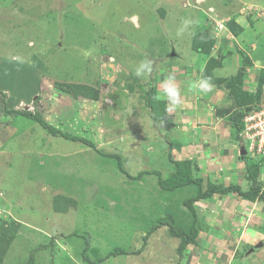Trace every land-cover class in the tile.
I'll list each match as a JSON object with an SVG mask.
<instances>
[{
    "label": "rangeland",
    "instance_id": "1",
    "mask_svg": "<svg viewBox=\"0 0 264 264\" xmlns=\"http://www.w3.org/2000/svg\"><path fill=\"white\" fill-rule=\"evenodd\" d=\"M204 1L0 0V264H28L52 239L35 264H87L85 239L97 261L118 247L139 250L146 235L144 259L120 255L101 264L181 263L171 251L176 243L159 251L156 240H169L158 229L192 213L184 201L198 186L175 187L179 170L168 155H180L184 134L172 138V125L152 118L148 93L171 68L190 77V62L200 65L195 37L215 24L207 7L238 8ZM1 92L10 110L31 112L96 149L26 116H5ZM156 170L169 192L157 175L133 178Z\"/></svg>",
    "mask_w": 264,
    "mask_h": 264
},
{
    "label": "crops",
    "instance_id": "2",
    "mask_svg": "<svg viewBox=\"0 0 264 264\" xmlns=\"http://www.w3.org/2000/svg\"><path fill=\"white\" fill-rule=\"evenodd\" d=\"M230 1L238 4V8L234 5L228 14L217 12L213 5L207 7L208 10H213L212 21L224 25V28L215 29L214 25H208L207 32L204 33L213 40L212 52L207 56L199 53L204 57L200 65L190 62L195 67L190 77L177 67L171 68L163 75L164 77L162 76L163 78L158 77L155 82L157 86L153 87L156 89L158 100L166 103L167 110L172 109L167 111V119L159 122L172 125L170 130L173 131L171 134H174L172 138L177 134H184L186 142V146L181 147V145L175 150L180 152V155L170 151L174 159L170 160L180 162L181 160L177 159L182 155L187 157L200 169L195 173L206 181V186L208 181L223 183L226 186L236 184L246 192L252 185L248 180L249 159L246 160L249 153L245 156L241 154L245 146L244 140L237 134L231 119L239 108L234 105V96L231 95L230 90L236 89L235 91L239 93L238 86H240L241 93L255 94L260 78L264 79V3L262 0ZM230 1L223 0L224 6L231 4L232 7ZM253 11L257 16L251 14ZM260 14L261 16H258ZM231 20H235V24L243 28L239 26L243 33L231 28L229 23ZM212 59L218 64L206 75L208 63ZM228 66L227 72L230 74L226 75L227 72L221 74L220 72L226 71ZM169 76L174 77L175 86L180 92L175 106L163 97V84ZM207 78L221 80L225 86L226 84L228 86L226 88L224 85L213 84L214 88L207 93L191 87L200 79ZM261 106H264V88L257 108ZM251 108L252 105L242 106L243 112H248L252 110ZM173 143L170 142L171 148L177 146ZM251 158L259 161V182L264 189V158ZM187 159L183 161H188ZM195 173L194 177L197 178ZM193 185L196 186L191 184ZM169 195L173 194L169 193ZM162 200L164 198H161ZM194 207L196 215L188 211L189 213L181 219L173 216L170 224L177 231L187 233H190L191 227L195 224L199 230L196 243L188 244L180 254L182 238L172 234L169 227L166 229L164 227L167 226H163L158 230L163 231L160 234L167 232L168 242L155 237V234H159L156 233L158 230L153 234V238L157 239L155 245L159 246V251L165 253L166 244L174 242L176 244L171 251L175 255L178 254L180 264H264L263 201L259 198L247 199L234 193L217 194L210 199L200 200ZM260 243H263V246L256 247ZM150 247L148 245L142 254L137 255V258L144 259ZM249 250L250 252L245 254Z\"/></svg>",
    "mask_w": 264,
    "mask_h": 264
},
{
    "label": "trees",
    "instance_id": "3",
    "mask_svg": "<svg viewBox=\"0 0 264 264\" xmlns=\"http://www.w3.org/2000/svg\"><path fill=\"white\" fill-rule=\"evenodd\" d=\"M229 23L231 24V28L234 31L236 30V28L240 29V27H241L240 25H239L240 26L239 27L235 24V20H231ZM195 48H197V50H199V53L201 52L207 56L212 52L213 40L210 38V36L207 33H201L200 36H198L196 38ZM216 64H218V62L216 60H214V59L210 60L208 63L207 70H206L207 72H205V74L207 75L208 73H211L212 68ZM154 79H155V77H154ZM155 82H157V80H155ZM210 82L212 84H216V85L219 84L220 86L224 85L223 81L218 80V79H211ZM150 85L152 86V84H150ZM68 86H70V85H68ZM78 86L79 87L78 88L75 87V89L77 88V90H80V89L84 90L81 88L82 85H78ZM226 86H228V85L226 84ZM263 88H264V79L260 78L258 88H257V91L255 92V94H249L246 92L241 93L240 92L241 91L240 86H238L239 93H237V91H235L236 89L234 91H232L233 89L230 90L231 95L234 96V99H233L234 105L236 106V108H239V110L236 109V111L233 113V115L231 117L232 122L235 126V129H236V132L238 135H240V133L242 132V130L244 128L243 118L246 114V112H243L242 106L252 105L251 109L252 110L256 109L259 106V103L261 101L262 94H263ZM1 93L5 97L4 98V115L5 116H10L11 114L26 116L28 118L34 119L38 124H40L44 129L48 130L54 136L61 135V136H63V138H66L67 140H72L75 142H81V143L88 145L89 147L96 149V146L92 142H90L84 138L69 137L68 135H66L64 133H60V132L58 133L57 131L53 130L49 125H46L40 117L34 115L31 112H26V111L20 112V111L10 110L8 107V104L5 102V99H6L5 94L3 92H1ZM148 95H149L148 106L151 109L152 118L155 121L166 120L167 119L166 103L164 101L158 100V98L156 96V89L154 87L153 88L151 87V89H149ZM110 157L117 159L119 170L122 173H126L121 155L114 154V155H110ZM170 159L174 160L172 155H170ZM247 159H249L248 168H247L248 169V180L250 182H252V185H251L250 189L246 192H243L241 190V188L239 186H237L236 184H231L229 186H226L223 183L216 184V183H213L211 181H208L207 186L205 187L204 182H203V178L199 177L198 175H197V178L194 177V171L198 172V171H200V169L191 160L184 161L182 163L174 161V163L176 164V167L179 170L178 174L180 176V180L176 182L175 187L179 188V187H183V186L189 185V184H196L198 186L197 195L193 198H190V199H187L184 201L185 205L189 208V210H191V212L194 215H196V211H195L194 206L197 202H199L202 199H210L214 195H217V194L228 195V194L234 193V194H238L240 197H244L247 199L255 200L256 198H259L261 201L264 202V189H263V185L259 182V171H260L259 161H255L253 158H249L248 156H246V160ZM261 161H263V160H261ZM192 166H194L193 169L191 168ZM151 174L157 175L159 177V183L166 191L171 190L170 187H168L164 184L161 173L157 172V171H144V172L139 173L136 177H133V178L134 179L136 178V180H137V179H141L145 175H151ZM172 189H173V187H172ZM168 226H169L172 234L182 238V244L180 246V254H182V252L185 250V246H187L190 243H196V238L199 235V230H197L195 226L193 228H191L190 233H187L185 231H177L175 229V227L173 225H171L170 223L168 224ZM148 238H149V235H146L143 238V245H142V248H140L139 250L137 249V250H133V251H128L124 248L118 247V248H115L110 253H108V255L106 257L101 258L97 261H94L89 256L90 241H89V239H85V248L82 251V258H83L84 262L87 264H101L102 262H104L105 260H107L113 256L117 257L120 255H127V256H129V255H140L147 248L146 243L148 241ZM53 243H55L54 239H52V241L48 245L42 244L38 248H36L31 253L28 264H35L36 252H38L40 250L47 249L48 246H52Z\"/></svg>",
    "mask_w": 264,
    "mask_h": 264
},
{
    "label": "built area",
    "instance_id": "4",
    "mask_svg": "<svg viewBox=\"0 0 264 264\" xmlns=\"http://www.w3.org/2000/svg\"><path fill=\"white\" fill-rule=\"evenodd\" d=\"M215 28L222 29L224 25L215 22ZM243 122L240 137L247 142L248 153L253 157L264 158V106L246 112Z\"/></svg>",
    "mask_w": 264,
    "mask_h": 264
},
{
    "label": "clouds",
    "instance_id": "5",
    "mask_svg": "<svg viewBox=\"0 0 264 264\" xmlns=\"http://www.w3.org/2000/svg\"><path fill=\"white\" fill-rule=\"evenodd\" d=\"M84 55L87 56L88 53H84ZM142 68H143V64H141V69ZM136 74L140 75L141 74L140 70H137ZM210 80L211 78L200 79L198 83L193 84L191 87L203 93L210 92L214 88V85L210 82ZM179 96H180V92L179 89L175 86L174 77L169 76L168 79L163 84V97L166 98L168 101H170L171 105L175 106L178 103ZM168 110L171 111L172 109L169 108ZM245 148L247 150V146Z\"/></svg>",
    "mask_w": 264,
    "mask_h": 264
},
{
    "label": "water",
    "instance_id": "6",
    "mask_svg": "<svg viewBox=\"0 0 264 264\" xmlns=\"http://www.w3.org/2000/svg\"><path fill=\"white\" fill-rule=\"evenodd\" d=\"M198 1H201V0H198ZM241 154H242L243 156H245V155L248 154V151L246 150L245 146L242 148V152H241ZM260 246L262 247V246H263V243H262Z\"/></svg>",
    "mask_w": 264,
    "mask_h": 264
}]
</instances>
